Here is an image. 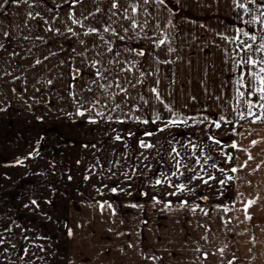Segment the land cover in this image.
<instances>
[{"label": "crops", "instance_id": "obj_1", "mask_svg": "<svg viewBox=\"0 0 264 264\" xmlns=\"http://www.w3.org/2000/svg\"><path fill=\"white\" fill-rule=\"evenodd\" d=\"M118 2L119 8L112 9L113 0H10L0 9V208H15L13 215L8 214L9 210L7 214L0 212V264H227L232 261L233 248L241 264H264V250H260L264 248V165L252 171L264 161V123L240 121L232 126L229 134L238 141H244L252 128L253 139L261 142L249 150L255 158L247 167L236 173H221L218 168H239L248 153L227 151L226 154L238 157L230 163L225 161L226 154H211L212 163L223 160V166L213 169L208 165L201 172L196 165L200 152L192 144L202 142L204 129L209 130L206 140L212 135L226 142L222 136L230 124L222 122V129H216L206 120L207 125L200 127L206 121L195 123L191 119L193 130L188 133L183 124L172 126L171 131L165 128L166 120H149L151 111L166 112V102L160 103L151 96L150 88L157 86V80L163 101L170 93L167 80L173 78L195 80L198 88L210 89L209 94L235 95L234 81L239 70L233 72L231 64L239 46L233 41L236 29L257 34L260 24L246 23L245 13L238 7L240 0H165L164 5L156 0H149L148 4L144 0ZM133 5L137 7L135 14ZM125 10L130 19H125ZM70 14L81 20L83 27L73 24ZM133 20L138 25L135 29L131 27ZM109 25L118 35L103 32ZM89 27L99 32L85 36ZM124 29L128 31L125 33ZM164 34L168 43L156 48L154 40ZM241 39L246 37L241 35ZM81 40L85 43L81 44ZM110 46L112 52H108ZM169 47L175 50L169 52ZM130 49L145 55L139 56ZM260 56L255 54L257 59ZM38 59L42 63L36 64ZM157 59L172 63H157ZM94 61L98 62L96 67H92ZM166 64H174L176 71ZM132 65V71H121ZM97 68L107 69V79L97 80ZM75 69L80 73L73 79ZM142 72L144 82L138 84ZM93 80L97 82L92 83ZM129 81L136 87H131ZM116 82L127 86V94L120 92ZM109 83L113 86L101 89L100 84ZM205 92L208 91L200 90L198 94ZM141 95L148 100L147 105ZM81 104L84 109L91 108V112L78 115ZM116 104L121 107L112 111ZM202 109L219 112L220 117L227 108L223 102L207 107L186 108L182 102L174 106L180 114L183 110ZM97 111H103L105 117L97 116ZM109 115L112 120L107 119ZM90 117L97 122L91 123ZM135 117L149 122L137 121ZM161 126L164 131H159ZM233 127L243 135L231 134ZM146 132L154 135L146 136ZM118 134L121 140L115 139ZM140 141L154 147L142 148ZM173 141V147L180 152L175 159L192 165L205 179L208 175L216 179L208 184L192 180L195 172L181 167L184 175L172 176L171 184L184 183L194 192H179L167 182L155 184L157 179L176 171L174 154L170 156ZM184 144L189 148L182 149ZM226 175L233 179L221 185L219 181ZM112 188H117V192L113 193ZM70 192H77V196ZM249 199L256 203L248 209L252 219L246 220L243 209ZM61 201L69 207H112L109 214L79 215L78 221L83 219L84 224L102 223L94 227L79 225V230L72 225V215L66 216L64 229L60 226L55 230L54 216H40L37 210L34 215L23 213L24 208L53 207ZM182 201L187 204L181 206ZM196 205L199 207L193 212ZM224 206L239 210H229L225 222L230 227L221 225L216 230L215 210L223 211ZM40 219L47 224L42 225ZM236 219L238 227L234 224ZM76 236L78 243L70 245L68 240ZM102 240H110L113 246L103 248ZM221 248L223 254L218 251Z\"/></svg>", "mask_w": 264, "mask_h": 264}, {"label": "snow or ice", "instance_id": "obj_2", "mask_svg": "<svg viewBox=\"0 0 264 264\" xmlns=\"http://www.w3.org/2000/svg\"><path fill=\"white\" fill-rule=\"evenodd\" d=\"M5 3L8 2V0H4ZM15 2L19 3L20 0H15ZM24 2H27V0H24ZM74 3H81L82 0H73ZM257 0H246V3L248 4H254L256 3ZM145 4L149 3V0H144ZM156 3L160 4V5H164L165 4V0H156ZM233 3H236V0H233ZM0 7H3V5H0ZM238 7L240 8H244L246 13H249L251 15V19L246 21L247 24H256L259 23L261 28H260V32L257 34H252L250 35L248 32L244 31L243 29H236L237 32V36L233 38L234 42H238L239 46L234 50L235 55L232 58V63H233V72H236L237 70H239V75L237 76L236 80L234 81V84L236 85L235 87V106L233 107V111L236 113V115L238 116L240 121L246 120L250 118V123L251 124H256L258 122L260 123H264V10H259V9H264V3H261L258 5V14H254L253 10L250 8H246L245 7V3H240L238 5ZM112 9H118L119 8V2L118 0H113V3L111 5ZM132 13L135 14L137 12V7L135 5L132 6ZM100 9L97 8L96 12H99ZM113 15H115L116 13L113 12ZM31 16V13L29 14ZM38 15V14H37ZM89 15H95V13H90ZM35 18V17H32ZM70 19H72V23L73 24H78L81 27H83V23L81 20L75 19L73 18V15L70 14L69 16ZM85 19H87V17H85ZM125 19H130V17L127 16V12L125 10ZM47 23V21H46ZM131 27L133 29L137 28L138 25L136 23L135 20L132 21L131 23ZM51 30V29H49ZM58 31V30H57ZM68 32H71L73 35H76V33L73 31L72 28H68L67 29ZM112 32L113 35H118L114 29L111 28V25L106 26L103 28V32L107 33V32ZM125 33L128 31V29H124ZM99 30L94 28V27H89L87 29V31L84 32L85 36H88L90 34H96L98 33ZM5 35H7V33H5ZM146 35V34H145ZM241 35L243 37H246V39H241ZM259 37V44L257 45V39ZM121 40H124L125 37L124 36H120L119 37ZM101 39H104L103 36H101ZM225 39H228L227 37H225ZM81 44H84L85 41L81 40L80 41ZM106 43H109L106 41ZM166 43H168V37L166 34L163 35V38H159L158 40H154V44L156 48H159L162 45H165ZM0 47H2V45H0ZM169 52L174 51L175 49L169 47ZM113 49L110 46L108 48V52H112ZM129 51H136V54L139 56H143L145 55V53L143 51H137L134 49H130ZM256 53H260L261 56L259 59L255 58V54ZM55 53H53L54 55ZM117 56H119V53L116 54ZM45 59H47V57H45ZM113 61H109V63H112ZM36 64H40L42 63V61H40L39 59L36 60L35 62ZM98 62H93L92 63V67H96V64ZM157 63H172V61H159V59H157ZM135 65H132L130 67H128L127 69H121V71H132V67H134ZM75 75L73 76V79H76L79 76L80 70L79 69H75ZM104 71H107V69H104L103 71H101V69L97 68L96 70V77L97 80H103V79H107V77L104 76ZM153 73H148V75H152ZM145 76V73H141L140 74V78L137 79V83L138 84H142L143 81V77ZM96 80H93L92 83H96ZM49 84L52 83L51 80L48 81ZM129 85L133 88L136 87L135 84H131V81L128 82ZM156 85L154 87L150 88L151 93L155 96L156 100L159 101L160 103H164L160 91H159V80L156 81ZM113 85L111 83L105 85V84H100L101 89L106 90L107 88L112 87ZM115 86L120 90V92H123L125 94H127V86H122L119 82H116ZM245 87H247V92L243 91V89H245ZM88 91H92L91 88L88 89ZM114 95H119L118 93H115ZM257 96V99L254 101L253 99H251L252 96ZM245 97H249L248 99H245ZM140 99L143 101L144 104H148V100L145 99L142 95L140 96ZM195 99V98H193ZM219 99V97L217 98ZM97 103H99V101H97ZM246 105V112L245 111H241V107ZM165 109L167 111H169L170 113H172L173 117H175L174 119H170L165 123V128L169 127V126H175V125H180V124H184L187 125L188 124V119L187 118H180V116L175 113L172 109V107L168 104H164ZM121 106L119 104L115 105V108L112 109V111H116L117 109H119ZM82 109V110H81ZM253 109H258V111H253ZM91 108L89 109H84L83 105L81 104L80 109H78L77 114L80 116H84L86 113H90L91 112ZM138 110V109H137ZM97 116L104 118L105 117V113L103 111H97L96 113ZM108 120H112V116L109 115L107 116ZM135 119L137 121L143 122V123H148V120H140V117H135ZM162 119V117L156 113L155 114V119L152 121L153 123L160 121ZM194 120L195 123H203L204 121L208 120V117H205L204 120H196L195 118H192ZM90 122L91 123H96V119L91 118L90 117ZM118 122L123 123L125 121L123 120H118ZM222 122L225 124H232L233 121L231 120H227L226 117L224 115H221L219 117V120H212L210 121L211 124H214L216 129L221 128L222 126ZM159 131H164V128L159 129ZM233 135H243V133H237L235 131V127H233V131L232 133ZM251 134V133H249ZM129 135H132V133H129ZM146 136H151L154 135V133L151 132H146L145 133ZM116 140H121L122 137L118 134L115 137ZM208 139L210 141H212V143L214 145H221L222 142L218 139H216L214 136L209 135ZM261 141L259 140H251V143L249 145L250 147L256 146L258 143H260ZM140 146L142 148H152L154 147L152 144L150 143H145L144 141H140ZM198 145L193 143L192 144V148L195 149L197 148ZM223 147H231L232 149H236L238 151H244L246 153H248V157L247 160L244 161L243 164H241L239 166V168L237 167H232L229 170H226L224 168H218L217 170L220 171L221 173H225L226 171H231L232 173H236L238 170L243 169L244 167L248 166V162L252 161L255 157L253 155L250 154L249 152V148H241L238 143L236 141H232L230 145H223ZM172 154H174L173 159L175 160V168L176 171L171 173V176H164L163 179H157L155 181V184L159 185L162 183L167 182L169 187H174L176 188L179 192H184L185 190H188L190 192H194L195 189H189L188 186L184 183L178 184V185H173L171 184V177L172 176H177L178 174L180 176L184 175L183 172H181V167L187 169L188 171H193L195 172V168L192 165H189L187 163H182V159H175V157H179L180 156V152L177 150V148L173 147L170 153V156H172ZM223 154V153H222ZM227 155V160L226 162H231L233 159H238V157H233L231 153L226 154ZM201 158H203L204 160V164L207 163L208 160L212 159V157L210 156H206L204 154V149L201 148L200 150V156L196 157V165H198L200 167L201 172H203L204 169V164L201 163ZM147 159V157L145 158ZM262 165H264V161H261V163H258L256 165V168H254L252 171L255 172L257 171ZM211 168L216 169L217 165L216 163H212L210 165ZM163 176V174H162ZM87 179V177H86ZM201 180L204 184H208L210 180H214L216 179L215 176L213 175H208V178L205 179L204 176H202L199 172H195V174L192 177V180ZM233 177L232 176H225V179H222L219 181V183L221 185H224L227 183V181L232 180ZM111 191L113 193L117 192V188H112ZM176 193H170V195H175ZM243 195V194H241ZM155 199V198H154ZM203 199H207V197H203ZM157 203H160V201H156ZM33 203H35V201H33ZM107 203V202H105ZM256 203L255 199H249L247 200V202L244 204V213H245V219L246 220H251L252 217L248 212V209L254 205ZM185 204H187V201H182L181 202V206H184ZM133 207H136V205H132ZM170 204H165V207H169ZM101 209H103L105 207V204H101L100 205ZM107 207L111 208L112 205L111 204H107ZM199 207V205H196L195 207L192 208V211L195 212L197 210V208ZM201 211H204L203 209H200ZM230 209L227 206L223 207V211L225 213H227ZM205 215H208L207 212H204ZM68 235L71 236L72 235V231L69 229L68 230ZM199 251V249H197ZM221 254H223L224 249L221 248L218 250ZM228 264H233V261H229Z\"/></svg>", "mask_w": 264, "mask_h": 264}, {"label": "rangeland", "instance_id": "obj_3", "mask_svg": "<svg viewBox=\"0 0 264 264\" xmlns=\"http://www.w3.org/2000/svg\"><path fill=\"white\" fill-rule=\"evenodd\" d=\"M241 3H245V7L246 8H250L253 10V13L254 14H258V5L261 4V3H264V0H257L256 3L254 4H248L246 3V0H240ZM8 2H10V0H8ZM7 3L4 2V0H0V5H3V7H6L7 6ZM238 2V1H237ZM240 8V7H239ZM1 9V7H0ZM241 11H243L245 13V20L248 21L251 19V15L249 13H246L244 8H240ZM259 10H264V9H259ZM0 18H1V15H0ZM46 20V19H45ZM248 33L251 35L253 34V31L252 32H249ZM167 65V68L172 70V71H176L175 69V65L174 64H166ZM185 65V64H184ZM190 66V64H188ZM186 68H184L185 70ZM231 69H233V64H231ZM187 70H190V68L188 67ZM168 81V91H170V93L168 92V94L166 93V96L164 97V102H166V104L170 105L173 109V111L175 113H177L180 118H187L188 119V124L187 125H184L183 126L185 128H187V132L190 133L191 130V127L190 125H192L191 123V119L192 118H198L199 120H204L205 117H208V120L211 121V118H218L219 117V112H212V111H205L204 109L202 110H199V111H196V112H191V111H187V110H183V112L180 114L179 112H176V110H174V106L175 104H180V102H182V104L184 105V107L186 108H190V106H199V107H207V106H212L214 103H224V106L227 108L225 109L223 112H221L220 114L221 115H224L226 117V119L228 120H231L233 121L232 124H230L229 126L226 127V129H224V135L222 136V138L226 139V142H222L221 145H214L212 143V141H210L209 139L206 140V136H207V132L209 130L207 129H204V132L202 134H204V138L202 140V142L199 141V143L197 144L198 145V149H199V152L202 149H204L205 151V155L206 156H210L211 154H214V157L215 155H218L219 154H222L225 155L227 153V151H233L234 149H232L231 147H223V145H230L232 141H236L238 143V145H240L241 148H249V145L251 143V140H253V129L250 128L246 137H244V141H238V138H234L233 136H230L229 134V130L232 129V126H236L237 124L240 123V120L238 118V116L236 115V113L233 111V107L235 106V95H231V96H223L222 94H209V90L208 88H198V86L196 85V82L195 80H191L190 78H178V79H171V80H167ZM176 86V87H175ZM234 86V85H233ZM232 86V87H233ZM180 90H182V94H178L180 92ZM200 90H207L208 92H205L204 94H198V92ZM217 90V88H216ZM231 90L233 91V88H231ZM243 91L247 92V87H245V89H243ZM174 92V93H173ZM194 93V94H193ZM152 98H154L155 96L154 95H151ZM219 97V99H217ZM195 98V99H193ZM249 97H245V99H248ZM251 99H253L254 101L256 100V96H252ZM191 103H196V105H190ZM228 104H230V107H227ZM241 111H245L246 112V105L242 106ZM253 111H255V109H253ZM158 113L162 119L161 121L164 119L166 120V122L170 119H174L175 117H173L172 113H170L169 111L166 110V112L164 111H151L149 112V120H152L155 118V114ZM191 113L193 114H196V116H191ZM145 114V113H144ZM147 111H146V115H147ZM147 117V116H146ZM145 118V117H144ZM243 121H246V122H250V118L249 119H246V120H243ZM164 121H162L163 123ZM242 122V121H241ZM165 123V122H164ZM195 124H193L194 126ZM204 125H207V121H206V124H200V127L204 126ZM227 125V124H225ZM186 126H189V127H186ZM161 128H163L161 126ZM169 130L171 131H174L172 126H169L168 127ZM172 128V129H171ZM194 128V131H195V126L193 127ZM189 129V130H188ZM213 129V128H212ZM222 129V128H221ZM211 130V129H210ZM184 132V131H183ZM171 133V135L173 136L174 135V132H168V134ZM251 133V134H249ZM208 138V137H207ZM247 139V140H246ZM169 144V143H168ZM170 146H174V141L170 144ZM188 149L189 148V145L188 144H184L182 145V149ZM229 149V150H228ZM250 149H253V147H250ZM213 159H210L207 161L206 164H204V160L202 158V164H204V167L208 166V165H211ZM221 163L218 164L217 161L216 162V165L217 166H223L222 163H223V160H220ZM226 161V160H225ZM224 161V162H225ZM228 163V162H226ZM218 177H224L223 174H219ZM72 195H75L77 196V192H70ZM74 196V197H75ZM44 199V197H43ZM59 199H62V196L59 197L55 203L59 200ZM83 206H66L65 203L63 205L62 201L61 202H58L56 205H53V207H45V206H40L38 208H24V212H27V215H31V213L34 215L36 214L35 213V210H37V214H39L40 216H45L46 214H50L51 216H54V221H55V230H58L59 227L61 226L62 229H64L63 225L66 224V216L68 215H72V220H74L72 222V225H76V230H79L80 229V226H87V227H94V225H97V226H101L102 223H98V224H94L93 222H87L84 224V222L81 220L80 222L78 221V216L79 215H83L85 214L86 216H89V214H109L110 213V208L109 207H104L103 209H101V207H89V206H86L84 208H82ZM230 209V211L234 210V212H238V208L235 207V208H231V207H228ZM1 209V214H7L8 213V210H9V213L8 214H12L15 212V208H8V210H6L5 208H0ZM30 210H32L33 212H30ZM222 208H216L215 210V227H216V230L218 229V227H220L222 225V227H230L231 224H229L228 222H225V220L227 221L228 220V212L227 213H223V211H221ZM20 213H22V211H18ZM16 211V213H18ZM26 214V213H25ZM222 214V219H221V215ZM233 214V213H232ZM238 214V213H237ZM226 218V219H225ZM71 220V219H70ZM89 221V219H87ZM62 224H59L60 222ZM224 221V222H223ZM40 223H42V225H46V220H42L40 219ZM104 224V223H103ZM236 227H238V219H236V222L234 223ZM80 225V226H79ZM61 229V230H62ZM70 229V228H69ZM75 229H73V231H76ZM71 230V229H70ZM88 230V229H87ZM90 230H96L94 228H91ZM77 232V231H76ZM73 234V233H72ZM87 235H89V233H87ZM232 236L235 238V235L232 234ZM239 236V235H237ZM60 240V241H59ZM59 242H61V239L59 238ZM78 240L79 238L76 236V238H73V242L71 241V239L68 240V242L70 243V245H76L74 244L75 241H77L78 243ZM72 242V243H71ZM264 242V241H263ZM101 246L103 248H106V247H111L113 246L112 243H110V240H102V243H101ZM260 250H264V248H260ZM233 251H234V254L232 255V261H233V264H241L240 263V260H239V255L236 251V249L234 250L233 248ZM227 256V255H226ZM225 256V257H226ZM253 257H257L256 255H254ZM218 264H223V261ZM228 264V263H227Z\"/></svg>", "mask_w": 264, "mask_h": 264}]
</instances>
